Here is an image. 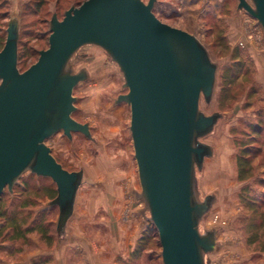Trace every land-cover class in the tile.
<instances>
[{"label": "rangeland", "instance_id": "1", "mask_svg": "<svg viewBox=\"0 0 264 264\" xmlns=\"http://www.w3.org/2000/svg\"><path fill=\"white\" fill-rule=\"evenodd\" d=\"M84 1L45 0L43 9L35 13L27 8L31 0H2L7 5L0 11L18 14L22 20L21 71L36 63L39 51L49 47L52 15L57 13L62 19L65 11ZM166 1L164 13L155 10L157 17L191 31L219 65L214 101L201 105L208 115H223L205 138L215 156L206 160L199 174L202 196L217 195L202 224L203 230L219 232L208 264H264V31L243 12L244 36L234 38L233 11L226 7L232 4L235 9L236 0ZM9 18H0V51ZM80 54L85 57L74 60V69H87L89 79L74 91L77 110L73 118L90 125L96 143L80 133L73 134L72 140L58 133L47 141L65 169L85 171L67 237L58 240L59 209L48 205L57 196L56 185L49 178L25 173L12 194L6 190L0 197V264L71 263V253H76L71 251L73 238L90 243L92 255L105 264H162L155 227L142 221L139 210L144 204L133 195L141 186L129 129L131 110L126 104L114 106L117 97L126 93L123 77L101 48L84 47ZM243 146L249 148L244 164L240 159ZM239 165L249 170L245 181L238 179ZM243 189L246 200L241 199ZM249 238L255 241L253 245Z\"/></svg>", "mask_w": 264, "mask_h": 264}, {"label": "water", "instance_id": "2", "mask_svg": "<svg viewBox=\"0 0 264 264\" xmlns=\"http://www.w3.org/2000/svg\"><path fill=\"white\" fill-rule=\"evenodd\" d=\"M237 10L264 31V0H237ZM158 0H86L54 13L49 47L36 63L21 71V18L11 13L0 51V197L13 193L25 173L49 178L59 209L58 240L67 237L85 171L70 172L53 156L47 141L63 133H80L96 143L88 123L73 118L75 89L89 79L74 60L84 47L101 48L124 80L114 106L131 110L130 132L141 191H134L143 222L157 230L162 264H208L218 245V230H203L204 218L217 201L202 196L199 174L215 149L205 142L222 113L206 114L215 98L219 65L201 40L162 22Z\"/></svg>", "mask_w": 264, "mask_h": 264}, {"label": "crops", "instance_id": "3", "mask_svg": "<svg viewBox=\"0 0 264 264\" xmlns=\"http://www.w3.org/2000/svg\"><path fill=\"white\" fill-rule=\"evenodd\" d=\"M224 1H229L228 3H230V0H224ZM237 1V0H236ZM238 2V1H237ZM236 2V6H235V9H234V6L231 4H229L230 7H226L227 10L229 11H233L231 13V18L234 20V23H235V33L236 35L234 36L235 39H239L240 37L242 38V36H244V20H243V17L241 12H239L237 10V3ZM166 4H167V1L166 0H158L156 6H155V10L156 11H160V13H164L165 12V9H166ZM223 4V2H222ZM223 7V5H222ZM222 7H219V8H222ZM155 11V14L157 16H159ZM187 32H190L191 31H187ZM79 195V194H78ZM139 214H140V210H139ZM74 240V241H72ZM72 249L75 250V254L73 255L71 253V263L68 262V264H105L101 261V259L99 257H94L92 255V252H91V248H90V243L88 245L84 244L83 242H79V241H76V239H71V251ZM59 260H57V262L55 264H60V262H58ZM107 264H118L114 261L112 262H109Z\"/></svg>", "mask_w": 264, "mask_h": 264}, {"label": "trees", "instance_id": "4", "mask_svg": "<svg viewBox=\"0 0 264 264\" xmlns=\"http://www.w3.org/2000/svg\"><path fill=\"white\" fill-rule=\"evenodd\" d=\"M45 0H31V2L27 5V8L29 9V8H31V9H33L34 10V12L35 13H38V12H40L42 9H43V7L45 6ZM7 5V3L6 2H2V0H0V10L2 9V8H4L5 6ZM6 16H10V12H1L0 11V18H3V17H6ZM21 18V17H20ZM22 21V20H21ZM22 55L20 54V40H19V61L20 60H22ZM24 71V70H23ZM248 147H246V146H243L242 147V151H243V154L241 155V157H240V159H241V161L243 162V164L245 163V162H248V157L246 156V154L248 153ZM260 150H261V148H260ZM246 171H247V173H248V169L246 168V165L244 166H242V165H239V171H238V179H239V181H245L246 180V177H244L245 176V174H246ZM241 195H242V197H241V199H243V200H246L247 198H246V190L245 189H243L242 191H241ZM56 198V197H55ZM251 202V201H250ZM251 203H253V202H251ZM149 223V222H148ZM152 225V224H151ZM153 226V225H152ZM156 230V229H155ZM156 235H157V237H158V239H159V236H158V233H157V230H156ZM249 242L251 243V245H253L254 244V242L255 241H253V239L252 238H249ZM263 251H264V248H263Z\"/></svg>", "mask_w": 264, "mask_h": 264}]
</instances>
